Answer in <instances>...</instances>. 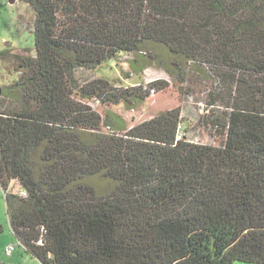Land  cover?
Listing matches in <instances>:
<instances>
[{"label": "trees", "instance_id": "16d2710c", "mask_svg": "<svg viewBox=\"0 0 264 264\" xmlns=\"http://www.w3.org/2000/svg\"><path fill=\"white\" fill-rule=\"evenodd\" d=\"M18 1L34 12V55L0 51L17 73L0 87V189L24 251L40 264H264V0ZM121 54H163L180 89L211 73L205 124L220 145L179 137L177 108L130 128L93 110L167 87L79 85L78 70Z\"/></svg>", "mask_w": 264, "mask_h": 264}, {"label": "rangeland", "instance_id": "374dc122", "mask_svg": "<svg viewBox=\"0 0 264 264\" xmlns=\"http://www.w3.org/2000/svg\"><path fill=\"white\" fill-rule=\"evenodd\" d=\"M34 12L25 3L18 0L9 4V0H0V51L11 49L13 54L22 56L34 55L33 35L30 31ZM25 20V21H24ZM29 21V22H27ZM27 23L25 29L20 24ZM31 23V24H30ZM159 53V52H158ZM141 55L121 54L115 59L105 62L97 70L81 69L76 73L79 85H84L96 79L107 80L113 88L146 87L151 82L160 80L167 87L155 94H151L143 103L130 109L122 105L102 107L93 101L89 106L99 114L111 112L121 118L127 127H132L149 120L167 110L177 108L180 111L181 125L179 137L183 136L191 143L199 145L219 146L221 139L213 137V133L205 124L210 109L207 107V95L216 86L211 73H188L187 81L182 89L175 84L163 69L158 66L159 60H165L163 54H158L157 62L142 63ZM141 62V63H140ZM166 63V62H165ZM14 63L0 60V87L13 83L17 78ZM88 183L100 193H106L108 183L100 178L88 180ZM9 190L19 192V186L12 182ZM0 262L4 264H40L18 244L11 233L3 192L0 189ZM14 246L10 256L5 255V249Z\"/></svg>", "mask_w": 264, "mask_h": 264}, {"label": "built area", "instance_id": "2783aa9c", "mask_svg": "<svg viewBox=\"0 0 264 264\" xmlns=\"http://www.w3.org/2000/svg\"><path fill=\"white\" fill-rule=\"evenodd\" d=\"M32 23V22H31ZM30 23V24H31ZM25 25H28L27 23H23V25L22 24H20V26L22 27V29H25ZM32 31V24H31V26H30V31L29 32H31ZM19 196H21V197H25V193L23 192V191H19L18 193H17ZM19 244V243H18ZM13 250H14V246H8L6 249H5V255L6 256H10L11 254H12V252H13Z\"/></svg>", "mask_w": 264, "mask_h": 264}, {"label": "water", "instance_id": "95a60500", "mask_svg": "<svg viewBox=\"0 0 264 264\" xmlns=\"http://www.w3.org/2000/svg\"><path fill=\"white\" fill-rule=\"evenodd\" d=\"M15 0H9V4H14Z\"/></svg>", "mask_w": 264, "mask_h": 264}, {"label": "crops", "instance_id": "0c3cea01", "mask_svg": "<svg viewBox=\"0 0 264 264\" xmlns=\"http://www.w3.org/2000/svg\"><path fill=\"white\" fill-rule=\"evenodd\" d=\"M15 2H16V0H15ZM34 19V18H33ZM25 21V20H24ZM27 22H29V21H27ZM236 264H243V263H236Z\"/></svg>", "mask_w": 264, "mask_h": 264}]
</instances>
